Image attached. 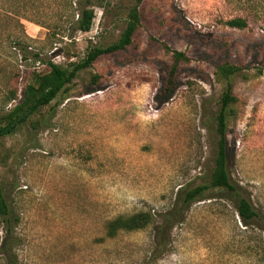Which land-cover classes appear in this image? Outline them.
Returning <instances> with one entry per match:
<instances>
[{
	"label": "rangeland",
	"instance_id": "374dc122",
	"mask_svg": "<svg viewBox=\"0 0 264 264\" xmlns=\"http://www.w3.org/2000/svg\"><path fill=\"white\" fill-rule=\"evenodd\" d=\"M78 2L0 0V124L49 62L73 69L117 43L135 7L141 17L130 47L0 139L15 264H264V0H101L88 33L75 28ZM175 52L189 61L171 78ZM226 64L239 68L230 79ZM229 87V173L261 221L245 227L237 198L211 188L157 250L156 225L179 190L211 183ZM139 214L151 223L108 238L110 221ZM5 238L0 219V264Z\"/></svg>",
	"mask_w": 264,
	"mask_h": 264
},
{
	"label": "trees",
	"instance_id": "16d2710c",
	"mask_svg": "<svg viewBox=\"0 0 264 264\" xmlns=\"http://www.w3.org/2000/svg\"><path fill=\"white\" fill-rule=\"evenodd\" d=\"M79 0V19L76 21V30L88 33L91 31L94 19V7L101 0ZM88 6V7H87ZM141 23L138 7H135L129 14L127 28L123 32L120 40L108 48L95 47L86 58L73 69H66L58 64L49 62L50 71L36 76V86L29 87L24 93V100L11 110L5 122L0 124V139L12 136L23 125H25L38 111L50 105L54 98L63 89L71 84L82 70L88 69L103 55L125 51L133 44L135 33ZM233 28H245L247 23L242 19H234L228 22ZM23 26V25H22ZM38 58V55H37ZM174 66L171 71V78L175 76L178 66L182 61H189L185 53L175 52L173 55ZM239 71V68L226 64L220 67V74L225 79H230ZM32 95V98L30 97ZM237 102V97L229 87L222 96L221 108L217 115V134L219 137L215 156V165L210 175V185H200L193 189H180L173 209L163 215L156 225L154 244L157 250L167 248L175 226L181 223L189 208L198 202L206 200V193L211 188L227 190L236 199V209L242 224L247 228H256L258 221H261L259 213L249 199L241 197L237 185L231 181L229 173V148H228V120L232 114L230 109ZM0 219L5 224L6 238L2 244L9 264H15L13 245L14 236V216L11 206L5 196L0 182ZM16 221V220H15ZM152 221L150 214H139L129 218L119 217L110 221L106 230L108 238H115L122 232H134L143 229ZM261 225L259 226V228ZM264 233V227L260 228Z\"/></svg>",
	"mask_w": 264,
	"mask_h": 264
}]
</instances>
